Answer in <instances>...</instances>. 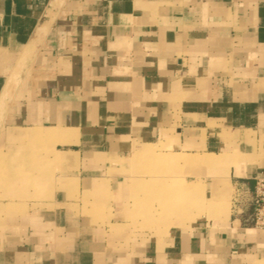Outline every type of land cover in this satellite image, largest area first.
Returning a JSON list of instances; mask_svg holds the SVG:
<instances>
[{
  "label": "crops",
  "instance_id": "1",
  "mask_svg": "<svg viewBox=\"0 0 264 264\" xmlns=\"http://www.w3.org/2000/svg\"><path fill=\"white\" fill-rule=\"evenodd\" d=\"M259 177L264 0H0V264H264Z\"/></svg>",
  "mask_w": 264,
  "mask_h": 264
},
{
  "label": "built area",
  "instance_id": "2",
  "mask_svg": "<svg viewBox=\"0 0 264 264\" xmlns=\"http://www.w3.org/2000/svg\"><path fill=\"white\" fill-rule=\"evenodd\" d=\"M232 212L242 227L264 231V177L255 179L252 189L234 188Z\"/></svg>",
  "mask_w": 264,
  "mask_h": 264
},
{
  "label": "rangeland",
  "instance_id": "3",
  "mask_svg": "<svg viewBox=\"0 0 264 264\" xmlns=\"http://www.w3.org/2000/svg\"><path fill=\"white\" fill-rule=\"evenodd\" d=\"M233 193H234V190L231 188L230 189V196H229V206L231 205V200H232V197H233ZM183 205H185V203H183ZM191 205H192V203H188V207L189 208H191ZM194 205H195V203H194ZM204 205H205V203H204ZM174 206H168V213H169V211L172 209H175V208H173ZM205 210H206V207H204L203 205L201 206V202H200V206H199V209H198V213H199V215L200 214H202V213H204L205 212Z\"/></svg>",
  "mask_w": 264,
  "mask_h": 264
}]
</instances>
